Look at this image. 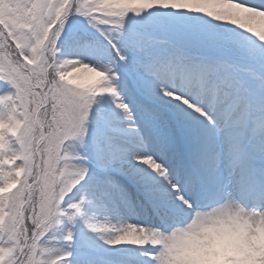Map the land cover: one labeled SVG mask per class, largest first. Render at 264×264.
Returning <instances> with one entry per match:
<instances>
[{
	"label": "snow or ice",
	"instance_id": "obj_1",
	"mask_svg": "<svg viewBox=\"0 0 264 264\" xmlns=\"http://www.w3.org/2000/svg\"><path fill=\"white\" fill-rule=\"evenodd\" d=\"M226 201L264 211V0H0V264H67L78 220L156 264L129 229Z\"/></svg>",
	"mask_w": 264,
	"mask_h": 264
},
{
	"label": "clouds",
	"instance_id": "obj_2",
	"mask_svg": "<svg viewBox=\"0 0 264 264\" xmlns=\"http://www.w3.org/2000/svg\"><path fill=\"white\" fill-rule=\"evenodd\" d=\"M124 239L158 248L156 264H264V211L226 201L168 232L129 229Z\"/></svg>",
	"mask_w": 264,
	"mask_h": 264
},
{
	"label": "bare ground",
	"instance_id": "obj_3",
	"mask_svg": "<svg viewBox=\"0 0 264 264\" xmlns=\"http://www.w3.org/2000/svg\"><path fill=\"white\" fill-rule=\"evenodd\" d=\"M132 198L135 200V193H132ZM93 211L95 216L101 219H107L111 223H122L127 219H141L146 220L147 217L140 215L136 216L128 209L121 207L119 213L116 208L111 207H94ZM93 214V213H92ZM135 246L132 245H118L113 248H101L97 250V257L94 258H82L77 255L70 256V264H130L131 260L135 257L136 252L134 250ZM107 250V251H106ZM93 257V256H92Z\"/></svg>",
	"mask_w": 264,
	"mask_h": 264
},
{
	"label": "rangeland",
	"instance_id": "obj_4",
	"mask_svg": "<svg viewBox=\"0 0 264 264\" xmlns=\"http://www.w3.org/2000/svg\"><path fill=\"white\" fill-rule=\"evenodd\" d=\"M119 212H120V208L117 209V213ZM84 218L98 219L95 216V212L93 211V208H89V207L85 208ZM68 229H71L74 232L73 241L66 244L62 239H58L56 241L55 246L67 249L69 252H71V256L77 255L86 259L94 258L97 257V252H96L97 250L103 247L105 248L114 247L105 244L95 233L91 232V230L87 227V225L84 223L83 220H78L77 222H75V224H65L64 226H62L60 230L61 236ZM70 263L71 260L69 257L67 264Z\"/></svg>",
	"mask_w": 264,
	"mask_h": 264
}]
</instances>
